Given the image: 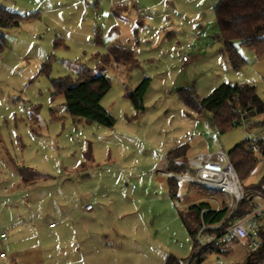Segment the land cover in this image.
I'll use <instances>...</instances> for the list:
<instances>
[{
	"label": "rangeland",
	"instance_id": "1",
	"mask_svg": "<svg viewBox=\"0 0 264 264\" xmlns=\"http://www.w3.org/2000/svg\"><path fill=\"white\" fill-rule=\"evenodd\" d=\"M217 3L0 0V8L38 13L19 27L0 28V236L6 235L0 250L8 264H168L195 257L196 240L181 218L189 213L177 202L183 208L205 197L181 185L171 192L166 157L182 145L189 146L187 160L229 153L247 137L234 127L218 138L178 92L191 88L204 99L223 84L253 86L264 102V57L236 43L246 63L232 68L218 38ZM113 46L132 50L139 67L100 68ZM82 69L110 81L101 107L113 126L73 119L56 95L53 82H76ZM146 79L143 110H136L128 95ZM263 177L259 164L247 184ZM249 252L233 243L202 264H245Z\"/></svg>",
	"mask_w": 264,
	"mask_h": 264
},
{
	"label": "trees",
	"instance_id": "2",
	"mask_svg": "<svg viewBox=\"0 0 264 264\" xmlns=\"http://www.w3.org/2000/svg\"><path fill=\"white\" fill-rule=\"evenodd\" d=\"M33 14L22 15L4 8H0V28L8 29L19 27L22 22L28 20ZM215 22L219 30L218 38L223 45V52L233 69H239L246 63L244 57L236 48V43L253 52L257 58L264 57V0H219L215 8ZM100 42V35L97 36ZM58 46V44H55ZM5 48L4 35L0 34V56ZM110 63L123 64L133 71L139 67L134 53L130 49L113 46L107 54L100 57V68ZM48 63L44 66L47 67ZM56 95L65 99L68 114L75 120H82L90 124H99L111 127L114 125L113 118L101 107V100L110 91L111 83L105 76H97L87 69L80 70L77 81L69 78L59 79L53 82ZM150 81L144 80L140 86L129 93L128 98L136 110H143V99L149 88ZM180 101L190 112L197 115L198 119H206L208 124L220 134L226 133L233 127L237 113L240 110H254V115L264 116V102L258 97L256 88L253 86H239L223 84L208 97L201 99L191 88L181 89L178 92ZM188 145H182L170 151L166 157L169 173L186 174L188 172L187 153ZM232 163L241 181L246 185L252 172L258 166L254 155L239 145L229 152ZM179 183L169 179L171 192L179 188ZM264 185V177L258 184H247L246 189L261 190ZM202 196L208 192L195 190ZM207 204L193 205L187 211L189 218L181 215L182 221L195 239L200 227L201 212ZM247 208L244 206L241 212L244 214ZM238 215L241 216L242 213ZM224 214H204L203 220L207 224L221 221ZM225 249H211L204 251L197 264L206 261L210 254H223ZM186 261L170 259L168 264H184ZM245 264H264V240L261 247L249 252Z\"/></svg>",
	"mask_w": 264,
	"mask_h": 264
},
{
	"label": "built area",
	"instance_id": "3",
	"mask_svg": "<svg viewBox=\"0 0 264 264\" xmlns=\"http://www.w3.org/2000/svg\"><path fill=\"white\" fill-rule=\"evenodd\" d=\"M146 18L152 20L151 17L146 16ZM187 48H190V45H187ZM189 61V57H183L184 63ZM253 112L250 106L240 110L233 127H240L244 131L247 137L245 148L254 155L258 165L261 164L264 169V118L262 115H254ZM220 135L217 132L218 138ZM187 165L186 174H163L164 177L183 186L185 192L202 190L209 194L205 196V201L201 202L208 206L201 212L200 227L195 235L198 252L184 264H197L204 251L225 249L237 242L248 250H258L264 240V185L261 190H247V184L245 185L239 178L229 153L221 150L197 154L187 160ZM177 205L185 211L190 209V207L182 208L179 202ZM244 206L247 210L243 214L241 210ZM86 211L91 212L93 208L87 206ZM240 212L241 216L238 215ZM208 213H222L224 217L217 223L207 224L203 220V215ZM54 227L51 225V228ZM0 238L5 240L6 235L2 234ZM0 260L8 264L7 254L0 252ZM215 264L226 263L218 259Z\"/></svg>",
	"mask_w": 264,
	"mask_h": 264
},
{
	"label": "crops",
	"instance_id": "4",
	"mask_svg": "<svg viewBox=\"0 0 264 264\" xmlns=\"http://www.w3.org/2000/svg\"><path fill=\"white\" fill-rule=\"evenodd\" d=\"M218 2H219V0H218ZM218 4V3H217ZM217 6V5H216ZM216 8V7H215ZM203 14V13H202ZM184 207H191V205L190 204H185L184 205ZM94 211V210H93ZM93 211H91L90 213H92ZM184 211H185V209H184ZM51 225H53V224H51ZM51 225H50V228H51ZM52 230H54L55 228H51ZM0 252H4V253H6L4 250H0ZM7 254V253H6ZM8 256V255H7ZM1 261V260H0ZM1 262H3V261H1Z\"/></svg>",
	"mask_w": 264,
	"mask_h": 264
}]
</instances>
